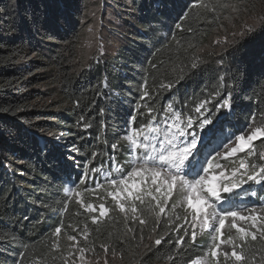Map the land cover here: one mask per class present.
I'll use <instances>...</instances> for the list:
<instances>
[{"label":"trees","instance_id":"trees-1","mask_svg":"<svg viewBox=\"0 0 264 264\" xmlns=\"http://www.w3.org/2000/svg\"><path fill=\"white\" fill-rule=\"evenodd\" d=\"M89 2L0 0V264H71L80 254L73 248L75 255L67 259L73 244L68 235L94 249L85 258L101 257L100 245H112L107 255L113 257L114 248L117 264L205 259L208 240L198 237L193 243L184 235L192 230L189 209L170 213L166 208L153 232L155 214L138 202L137 215L146 225L133 221L130 209L121 213L108 195L107 181L119 176L118 166L129 168L126 132L160 122L169 103L184 116H195V107L209 101L202 111L214 123L219 120L224 137L239 134L253 119L256 124L264 119V0H205L215 11L193 7L197 0H97L103 14L120 20L122 26L111 29L120 43L114 54L96 55L79 69ZM231 6L259 22L253 32L245 29L234 38L238 33L227 31L235 21L242 32L245 21ZM220 30L232 38L215 46ZM170 82L171 88L161 87ZM145 90L149 96L141 99ZM226 96L232 100L231 113L217 108ZM131 115L136 119L130 123ZM254 147L257 154L264 151L259 140ZM240 158L264 163L246 154L233 158L234 164L222 163L232 168ZM245 185L250 190L238 192L233 207L264 205L261 186ZM70 190L80 196L70 197ZM78 201L96 211L87 212ZM173 201L178 202L175 194L169 207ZM122 202L129 207L128 200ZM101 203L110 209L106 218H99ZM93 217L99 222L94 224ZM58 226L59 238L53 235ZM231 232L227 225L225 241L237 236ZM160 236L161 244L155 245ZM181 238L183 245L176 243ZM57 239L59 251L51 247ZM251 243L264 249L259 239ZM227 249L224 243L220 251ZM206 259L213 264L212 257ZM219 260L234 264L223 256Z\"/></svg>","mask_w":264,"mask_h":264},{"label":"snow or ice","instance_id":"snow-or-ice-1","mask_svg":"<svg viewBox=\"0 0 264 264\" xmlns=\"http://www.w3.org/2000/svg\"><path fill=\"white\" fill-rule=\"evenodd\" d=\"M193 7L215 11V6L205 3V0H197ZM231 7L234 11L237 10L235 6ZM182 18L186 21L188 15L184 14ZM176 27L182 28V25L177 23ZM254 30L255 26H252L247 32L251 33ZM219 43L220 41H217V44ZM196 66L195 63L191 65L194 69ZM172 86L171 82L161 85L167 88ZM148 96L149 92L145 90L141 99H146ZM207 103L209 101H203L195 107V113L198 114L195 116H184L180 111L174 110L173 105L169 103L160 122L149 123L140 128H130L124 136L130 144L132 157L129 161L130 166L126 171L123 170V166L117 167L119 176L107 181L112 189L108 195L116 202L121 213H127L130 209L131 219L138 221L140 225H146L147 221L141 215H137V202L140 206H146L147 210L156 217L153 232L156 231L159 218L165 213L166 208H169L170 213H175V210L182 206L185 207V211L190 209L193 227L190 233L185 232L184 235H190V240L194 243L197 228L201 230L211 228L216 240H219V243H213L208 250V256L213 258V264H220V256L226 261H234V264H264V249L257 250L251 243L259 239L261 244H264V205L259 208L252 206L244 209L233 207V201L239 195L236 190L245 184L260 185V190L264 192V163L256 161L249 163L245 158H240L238 165L233 168H229L227 163H222V161L236 163L233 158H237L239 153H245L246 157L256 156L259 161H264V151L257 154L254 147V142L257 140L264 144V119L259 124L253 119L239 134L224 137L218 127L219 120L214 123L212 116L204 115ZM217 108L231 113V97L226 96ZM135 119V115H131L129 122H134ZM112 147L115 148L116 145ZM96 187L103 188L104 185L98 184ZM245 191L249 190L245 189ZM174 194L177 195L178 202L173 201L169 207L168 202L172 200ZM251 194L256 195V192L252 191ZM68 195L79 197L80 193L70 190ZM123 200L129 201L128 208L125 207ZM78 202L87 212L96 211L91 204L84 205L82 201ZM109 211L110 209L101 203L99 218L108 217ZM179 218L176 216V219ZM124 219L127 221L129 217L125 215ZM229 220H231L230 227L235 229L237 236L229 237L224 241L221 239L222 230ZM92 222L96 224L99 219L93 217ZM238 222H248V226H238ZM185 223H188L186 218ZM127 231L131 233L132 229L129 228ZM61 232L62 227L58 226L53 235L59 238ZM87 239L88 233L85 229L84 240ZM140 239L142 241L143 236ZM67 240L73 242L69 246L67 259L70 260L75 255L72 251L75 248L80 254V264H89L85 260L84 253L94 249L80 246L75 235H68ZM162 240L163 236L156 238L155 245H160ZM176 243L183 245L184 240L181 238ZM224 243L231 247L230 252L220 251ZM51 247L55 251L60 250L58 239ZM100 247L107 256L112 245L101 244ZM257 251L260 252L259 259H257ZM112 255L113 257L117 255L114 248ZM71 264H75V261ZM104 264H108L107 259H104ZM194 264H208V261L196 260Z\"/></svg>","mask_w":264,"mask_h":264},{"label":"rangeland","instance_id":"rangeland-1","mask_svg":"<svg viewBox=\"0 0 264 264\" xmlns=\"http://www.w3.org/2000/svg\"><path fill=\"white\" fill-rule=\"evenodd\" d=\"M237 8L239 7L237 6ZM88 12H89L90 20L87 21L85 30L83 32V39H82L81 48H80L79 55H78V62H77V67L79 69L87 68L91 60L96 55L107 57V56L114 54L120 43L119 40L114 36L113 32L111 31V29L113 28L119 29L122 26V24L120 23V20L114 18L111 15V13L103 14L101 4H99L97 0H90ZM236 13L237 15L241 14L245 18L244 19L245 21L243 22L244 26H243L242 32H240V29H237L235 25L236 24L235 21L231 22L232 26L228 28L229 30L227 31H231V32L235 31L236 33H238L234 36V38L238 35L240 36L241 33H244L245 29L247 30L248 28L252 26L256 27L259 23L256 19H253V17L252 18L246 17L248 13H246L242 9H237L235 14ZM223 31L224 30H220L215 33V40L213 42V45L215 46H218L220 44L223 45L225 44L226 39L228 41L232 38L231 34L229 33L225 34V32L223 33ZM217 41H220V43L217 44ZM241 154H245V153H239L238 156H240ZM234 167H236V165ZM246 186L247 185H243L240 189H237L236 192L247 193L245 189H248V190L250 189L249 187L246 188ZM189 211H190L189 217L192 222L191 210L189 209ZM244 214L247 215V213H244ZM230 224H231V220L226 221L225 227H227L228 225L231 231L237 234L235 229H232L230 227ZM238 226L247 227L248 222H238ZM196 231H197L196 238L203 237L207 239L208 242L210 243V247L213 245V243H219V240H216L215 233L212 232L211 228L204 229V230L197 228ZM222 232L224 234L225 228L222 230ZM233 232H231V234H233ZM221 239L225 241V238L223 236L221 237ZM206 255H208L207 251H205V256H204L205 259H206ZM104 259L108 260V264H117L116 257H112L108 255L105 256V254H102L101 257L85 258V260L88 261L89 264H104ZM205 259H201V260L203 261ZM74 261H75V264H80L79 256L77 257V260H74ZM194 262L191 264H194Z\"/></svg>","mask_w":264,"mask_h":264}]
</instances>
